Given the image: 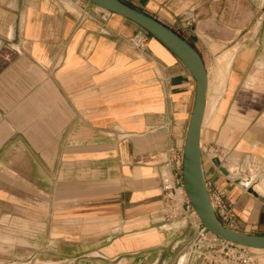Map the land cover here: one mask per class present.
Segmentation results:
<instances>
[{
  "label": "crops",
  "instance_id": "crops-1",
  "mask_svg": "<svg viewBox=\"0 0 264 264\" xmlns=\"http://www.w3.org/2000/svg\"><path fill=\"white\" fill-rule=\"evenodd\" d=\"M125 1L193 45L209 83L233 55L201 128L204 177L237 230L264 234V0ZM194 97L189 69L136 22L88 0H0V264H174L184 238L161 173Z\"/></svg>",
  "mask_w": 264,
  "mask_h": 264
},
{
  "label": "water",
  "instance_id": "water-1",
  "mask_svg": "<svg viewBox=\"0 0 264 264\" xmlns=\"http://www.w3.org/2000/svg\"><path fill=\"white\" fill-rule=\"evenodd\" d=\"M88 1L139 24L169 48L189 69L195 79V97L183 144L182 182L187 198L206 232H211L226 241L239 245L264 248V234L247 233L225 226L217 217L212 204L211 194L208 191L204 177L200 145V134L209 83L207 68L200 53L175 31L125 0ZM205 40L213 52L224 47L217 40H208L206 38ZM214 162L223 173L229 174V171L221 165L217 158L214 159Z\"/></svg>",
  "mask_w": 264,
  "mask_h": 264
},
{
  "label": "built area",
  "instance_id": "built-area-1",
  "mask_svg": "<svg viewBox=\"0 0 264 264\" xmlns=\"http://www.w3.org/2000/svg\"><path fill=\"white\" fill-rule=\"evenodd\" d=\"M145 41L146 39L144 38H138L134 42L137 46L143 47L145 45ZM208 151L211 154V158H217L220 161L221 165L224 164V156L222 157L221 154L219 155L218 151L215 148L209 146ZM182 157L183 147L180 149H170L166 158L164 159V163L170 167L168 171L161 173V191L168 217H170V214L185 215L189 211H193L194 213V209L189 202V199L187 198L183 187ZM180 195H183V199L179 198ZM211 200L219 220L225 226L237 230L238 225L236 214L233 211L232 207L227 203L225 192L219 191L217 193H212ZM195 232L196 233L194 240L197 242L194 246H190V250L188 252L191 259L195 256L202 255L199 249L201 245H204L205 243H208V246H213L219 245L221 242H229L211 232H206L201 223L198 225ZM223 261L224 260H220L216 264H219Z\"/></svg>",
  "mask_w": 264,
  "mask_h": 264
},
{
  "label": "rangeland",
  "instance_id": "rangeland-1",
  "mask_svg": "<svg viewBox=\"0 0 264 264\" xmlns=\"http://www.w3.org/2000/svg\"><path fill=\"white\" fill-rule=\"evenodd\" d=\"M209 64H212L209 62ZM210 71V78L214 80V70L212 67L209 69ZM212 95V92H211ZM221 97H219L220 100ZM218 100V102H219ZM218 102L211 108L206 116L205 123L207 122L209 116L217 109ZM211 112V113H210ZM204 123V124H205ZM234 171L235 168H234ZM235 172H231L233 175ZM252 175L256 174L253 173ZM246 175H243L245 177ZM243 183L249 185L251 180L248 178L241 179ZM264 185V182H263ZM252 187L256 188V183H253ZM259 189L262 190V187L259 186ZM181 199H183V195H180ZM169 224L173 225V228H180L183 232L182 237L184 238V243L180 247L182 250L175 260L174 264H179V261L182 257L186 258L189 256L190 246H194L197 241L194 240L195 238V231L198 226H196L197 222L200 221L199 217L196 216L193 211H189L185 215L181 214H170ZM199 251L202 255L195 256L192 258V261H196L197 264H216L220 260L229 261L236 264H264V251H259L255 249H251L248 246L239 245L233 242H221L219 245L208 246V243L201 245ZM191 261V262H192ZM185 264V262L183 263Z\"/></svg>",
  "mask_w": 264,
  "mask_h": 264
},
{
  "label": "bare ground",
  "instance_id": "bare-ground-1",
  "mask_svg": "<svg viewBox=\"0 0 264 264\" xmlns=\"http://www.w3.org/2000/svg\"><path fill=\"white\" fill-rule=\"evenodd\" d=\"M222 55H221L222 57L220 56L221 58H219V60H218V63L220 65V73L221 74L220 75L217 74V75H219V77L217 78V80L214 83H211V82L208 83V90H207V96H206V106H205L203 124L205 123L208 111L211 108H213V106L218 102L219 97H221L223 92H224L225 78L223 75L226 73L227 69L229 68L231 60H233L232 59L233 55L230 52H226ZM211 92H212V95H211ZM230 172H231V170H230ZM245 183H246V181H245ZM194 214L197 216V213L195 211H194ZM249 248L259 250V251H264V248H255V247H249ZM190 261H191L190 256H188L187 259L182 257L179 264H183L184 262H185V264H190Z\"/></svg>",
  "mask_w": 264,
  "mask_h": 264
}]
</instances>
